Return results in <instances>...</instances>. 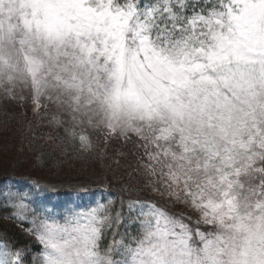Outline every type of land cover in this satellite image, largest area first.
<instances>
[{
	"label": "snow or ice",
	"instance_id": "6c2138e0",
	"mask_svg": "<svg viewBox=\"0 0 264 264\" xmlns=\"http://www.w3.org/2000/svg\"><path fill=\"white\" fill-rule=\"evenodd\" d=\"M26 93L80 151L131 143L144 187L199 216L8 191L33 264H264V0H0V94Z\"/></svg>",
	"mask_w": 264,
	"mask_h": 264
},
{
	"label": "trees",
	"instance_id": "16d2710c",
	"mask_svg": "<svg viewBox=\"0 0 264 264\" xmlns=\"http://www.w3.org/2000/svg\"><path fill=\"white\" fill-rule=\"evenodd\" d=\"M0 103V182L11 175L20 179L32 180L34 184L38 183L43 189L57 187L63 193H68L70 190L75 191L81 187L104 186L108 189L109 197L115 200V206L119 205V208L121 197L126 204L137 199L149 200V197L143 195L148 192L144 187L143 179L133 171L137 166L136 155L138 154L135 153L131 143L117 144V146L111 143L110 145L114 147L110 146L104 153L94 152V150L79 151L77 141L69 142L66 138L65 128L56 131L61 134L54 133L50 130L52 124L46 120L44 126L37 129L36 125L41 120L31 112L28 106H25V102L5 96ZM117 150L123 152L122 155L115 154ZM29 154L31 161L27 162L28 164L24 167L25 158ZM99 156V160L102 161L101 171H103V177L99 181H95V177L92 176L88 177L90 181L73 186L67 185V181L82 178L72 179L71 177L91 172L93 160ZM3 165L10 170L1 173L4 170ZM41 173L44 177L38 176ZM126 188H136L141 191L128 192ZM25 189H35V185ZM7 191H9L8 188L4 191L0 185V236H4L8 243L13 244V248L27 247L31 250H39V244L29 236H25L22 233L23 227L20 226L22 229L18 227L21 223L12 218L13 207L3 196L1 197L2 193ZM127 192L134 194V199H126ZM99 194L103 195V193ZM63 202L70 203L69 197ZM126 212L127 209H125V214Z\"/></svg>",
	"mask_w": 264,
	"mask_h": 264
},
{
	"label": "rangeland",
	"instance_id": "374dc122",
	"mask_svg": "<svg viewBox=\"0 0 264 264\" xmlns=\"http://www.w3.org/2000/svg\"><path fill=\"white\" fill-rule=\"evenodd\" d=\"M25 95L27 96V99H25L23 102H25L24 103L25 106H28L29 109L31 110V112L34 113V111H33L34 105L32 103L30 94H27L26 93ZM4 97H5V95L0 94V100H2ZM15 100H19V99H15ZM51 116H52V111H48L47 114H46L45 113V110L44 109H41L40 110V114L37 115V118L40 119L41 121L39 123H37V125H36L37 127L36 128L37 129L38 128H42V126H44V123L46 122V120L50 123ZM36 122H38V120ZM51 124L50 125L52 127L50 128V130L52 132L54 131V133L56 131L60 130V129H63V128L67 127V125L58 126V125H56L54 123H51ZM56 133H59V132H56ZM59 134H61V133H59ZM89 134L91 135V139H92L93 144H94V148L92 149V150H94V152H97V151H100L102 153L106 152L109 149V147L111 146L110 145L111 143H113L114 145L116 144V146H117V144H120V145H125L126 144L123 140L119 139L118 137H113L110 140H108L107 142H105V139H104L103 134L101 132H95V131L89 130ZM62 136H63V134L61 135V137ZM66 138L70 142V140H69V138H68L67 135H66ZM112 147H114V146H111V148ZM77 148L80 149V145H79L78 140H77ZM101 150H103V151H101ZM84 152H87V151H84ZM116 153H119L120 155H122L123 152H120L119 150H117V151H115V154ZM60 156H62V155L60 154ZM100 156L97 157L95 160H93L94 161V163H92V165H93L92 166V169H93L92 171L93 172L91 171V172H88V173H84V175H82V174L81 175H75V177L74 176L73 177L70 176L72 179L73 178H77V177H82V178H79V180H75V181H67L66 182L67 185L73 186L74 184H80V183H84L86 181H90V179L88 177H92V176L95 177V181H97V180L99 181V179L101 177H103L102 176V172L103 171H101L102 170L101 169L102 168V164H101L102 161L99 160L100 159ZM131 156L132 155H130V157ZM102 157H103V155H102ZM116 159H118V158H116ZM30 161H31V155L29 154L25 158V162L26 163H24V167L28 164L27 162H30ZM0 166H1V163H0ZM3 167H4V170L1 171V173L4 172V171L7 172L8 170H10L5 165H3ZM103 169H104V167H103ZM38 176L44 177L43 173L38 174ZM84 178H88V179L86 180ZM24 179L16 178L14 176L9 175V176L6 177V179L4 181H1L0 182V185L2 186V189H4V191L7 188L9 189V191H15L17 189L32 188V185H36V184L33 183L32 180H27V178H24ZM147 190H148V192H145L143 195L149 197V200L156 202L158 206L163 207L170 214H175L177 216H180L181 214H183V216L186 218L185 219V222L186 223H191V225L193 227H195V222L199 218V216H198V213L194 212L191 207H188V206H185V205H183L181 203L175 202L172 199L168 198L167 196H160L159 194L152 192L151 189H149V188H147ZM2 196H3V198L6 199V197L3 195V193L1 195V197ZM46 196L51 197L52 198V204H55L57 206H59L58 204H60L61 200L63 199V193L57 187L52 188V189L46 188L43 191V193H42V199L45 198ZM125 197H126V199H132L134 197V194H131V193H128L127 192V194H126ZM86 198L88 200V203H87L88 205H92L95 201H100L101 202V196L98 199L96 198L95 200H93L90 197V195H87ZM74 201H75V204L82 205L81 204L82 203V200L79 198V192H77V193L74 194ZM117 209H119V205L115 206V208H114L113 211H115ZM125 215L127 216V212H126ZM189 217L191 218L190 221L187 219ZM30 219L31 218L29 217V220ZM20 226L23 227L22 233L25 236H29L34 241H36L34 235L29 234L25 230V229H27V228H29L31 226L30 223L25 222L23 225H18L19 228H21ZM201 230L202 231H208L210 229H208L207 226L201 225ZM120 231L123 232L124 229L121 228ZM117 238H119V237H117ZM111 239H112V233L111 232H108L107 235H106V238H105V244H107ZM36 242H37V244H39L38 241H36ZM39 246H40L39 250L38 249L37 250H31V249H29L27 247H18V248H14L12 250L13 251H16L17 249L23 250L22 251V255L20 257L19 264H33V257L41 250V245L39 244Z\"/></svg>",
	"mask_w": 264,
	"mask_h": 264
}]
</instances>
